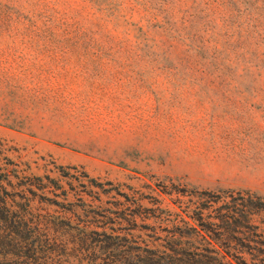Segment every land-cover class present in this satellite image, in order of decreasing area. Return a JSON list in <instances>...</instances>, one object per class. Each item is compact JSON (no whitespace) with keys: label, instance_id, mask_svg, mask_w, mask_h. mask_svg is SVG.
Returning a JSON list of instances; mask_svg holds the SVG:
<instances>
[{"label":"rangeland","instance_id":"1","mask_svg":"<svg viewBox=\"0 0 264 264\" xmlns=\"http://www.w3.org/2000/svg\"><path fill=\"white\" fill-rule=\"evenodd\" d=\"M0 164L111 182L143 246L155 200H264V0H0Z\"/></svg>","mask_w":264,"mask_h":264},{"label":"trees","instance_id":"2","mask_svg":"<svg viewBox=\"0 0 264 264\" xmlns=\"http://www.w3.org/2000/svg\"><path fill=\"white\" fill-rule=\"evenodd\" d=\"M4 165L0 264H127L132 252H144L148 264H264V200L254 193L181 192L175 209L155 200L144 217L151 221L143 246L133 236L143 231V206L111 182L82 173L64 189L48 176L19 175ZM111 192L124 199L109 201Z\"/></svg>","mask_w":264,"mask_h":264}]
</instances>
